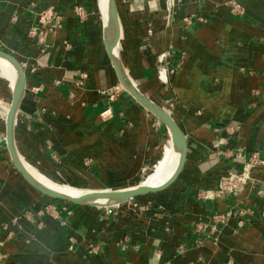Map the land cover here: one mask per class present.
Returning a JSON list of instances; mask_svg holds the SVG:
<instances>
[{
    "label": "crops",
    "instance_id": "1",
    "mask_svg": "<svg viewBox=\"0 0 264 264\" xmlns=\"http://www.w3.org/2000/svg\"><path fill=\"white\" fill-rule=\"evenodd\" d=\"M166 2L152 3L149 37L145 19L117 0L119 58L187 137L178 179L136 206L48 196L13 162L0 111V264H264V166L253 169L254 183L208 194L255 153L264 156V0ZM103 3L0 0V47L26 73L15 142L23 162L58 186L141 184L172 142L128 91L106 94L120 82ZM164 52L173 69L167 97L158 81L167 78ZM109 107L113 115L102 117Z\"/></svg>",
    "mask_w": 264,
    "mask_h": 264
},
{
    "label": "water",
    "instance_id": "2",
    "mask_svg": "<svg viewBox=\"0 0 264 264\" xmlns=\"http://www.w3.org/2000/svg\"><path fill=\"white\" fill-rule=\"evenodd\" d=\"M103 33H104L106 49L112 61V65L116 70L120 84H122L125 90L128 91L134 98H136V100H138L147 110L152 112L156 117H158L160 120L164 122L170 134V139L173 141L174 144H177L178 149L180 151L181 154L180 162L175 172L169 178V180H167L165 183L159 186H145L141 184L139 186L133 185V186L115 188V189L81 188L84 190L82 194H80L79 196H70L63 192L50 189L47 186L38 182L26 169L23 163L24 160L20 152L18 151L14 136L16 118L20 107V103L24 96L26 73L22 67V64L14 54L0 47V55L7 57L10 61H12V63L16 66L18 71L17 80L14 86L12 87V97L10 101V107L5 118L6 144L9 153L11 155V158L15 163L16 167L18 168V170L22 173V175L26 178L28 182H30L33 186H35L41 192H43L48 196L67 200L73 203L89 204L100 207H110V206L119 205L131 199H134L138 196L147 195L153 192H159L170 187L178 179L180 173L184 168L186 162V155H187V137L184 131L182 130L181 126L179 125V123L174 118V116L170 112H168L162 104H160L157 101L153 102L150 96L144 94L140 88H139L140 90L136 88V84L132 82L131 80L132 77L130 76L128 70L126 69L122 57L120 56L119 59H116L113 56L114 48L117 45L121 44V40H122V29H121L117 0H108V19L106 22L105 20H103ZM100 199H105L108 202L99 203L98 201Z\"/></svg>",
    "mask_w": 264,
    "mask_h": 264
},
{
    "label": "bare ground",
    "instance_id": "3",
    "mask_svg": "<svg viewBox=\"0 0 264 264\" xmlns=\"http://www.w3.org/2000/svg\"><path fill=\"white\" fill-rule=\"evenodd\" d=\"M104 11H105V22L108 19V0H104ZM119 45H117L113 50V56L116 59H119ZM18 77V71L16 66L10 61L7 57H4L0 55V81L3 83H7L8 86L12 87L14 86L16 80ZM133 82V81H132ZM121 87L124 88L122 84H119ZM137 88V87H136ZM26 92V82H25V90ZM155 102L154 100H152ZM0 108L4 111V116L6 118V115L8 113L9 107H10V101L7 102L5 105L2 101H0ZM180 151L178 149L177 144H174L173 141L170 142L164 149V153L161 156L160 160L148 171H145L143 173V178L146 180L144 183H141L145 186H159L163 183H165L169 178L173 175L175 172L179 162H180ZM28 172L41 184L47 186L50 189L57 190L60 192H63L70 196H79L84 192L83 189L78 188H72V187H63L55 185L51 182L47 177H45L43 174L35 170L30 164L23 162ZM136 184V185H141ZM135 186V185H134ZM109 191V190H108ZM99 203H105L108 202L105 199H100L98 201Z\"/></svg>",
    "mask_w": 264,
    "mask_h": 264
},
{
    "label": "rangeland",
    "instance_id": "4",
    "mask_svg": "<svg viewBox=\"0 0 264 264\" xmlns=\"http://www.w3.org/2000/svg\"><path fill=\"white\" fill-rule=\"evenodd\" d=\"M155 1H158L159 4H162V6H165L164 4L168 3L166 2L167 0H122V2L126 5H128V10H123L124 13L132 16V17H139V18H144L145 19V25H144V28L147 32V36H151L152 34H154V29H155V25H154V15L157 11V7L158 4L156 5H153L152 3L155 2ZM178 0H175V3L177 4ZM164 9V8H163ZM158 12V11H157ZM171 14V12H170ZM169 65V64H168ZM171 68V67H170ZM130 74V73H129ZM172 74H173V71H171L170 69V76H169V84L166 85L165 82H162L159 80L158 78V81L160 82V87H162V94L167 97V92H166V86L167 88H170V85H171V77H172ZM158 75V74H157ZM131 76V74H130ZM120 84V83H119ZM139 87V86H138ZM124 91L125 89L123 87H121ZM161 89V88H160ZM121 91V92H122ZM9 99L10 98V87L8 86L7 83H3L0 81V101H2L5 105L7 104V102H9ZM1 107V106H0ZM0 111L3 113L4 115V111L3 109L0 108ZM5 118V116H4ZM164 152V151H163ZM160 160V159H159ZM158 160V161H159ZM157 161V162H158ZM156 162V163H157ZM155 163V164H156ZM155 164L153 165H150V166H154ZM228 175V174H227ZM226 176V175H224ZM141 181V180H140ZM139 181V182H140ZM146 180H144L142 183H144ZM244 186L243 185H240V187ZM228 192H230V190H225L223 193L222 192H219L218 189L216 188H211V190L209 191L208 194L212 193V196H219V195H225V193L227 194ZM199 194V193H198ZM202 194V193H200ZM203 195V194H202ZM206 197H207V194L205 193L204 194ZM145 196V195H144ZM144 196H141V197H136V199H131V206H136V205H139V204H143L142 201H144L145 197ZM148 196V195H147ZM201 196V195H200ZM209 196V195H208ZM208 198H212V197H208ZM240 212H243L242 210H240ZM229 211L223 213V214H228ZM222 218V217H220Z\"/></svg>",
    "mask_w": 264,
    "mask_h": 264
},
{
    "label": "built area",
    "instance_id": "5",
    "mask_svg": "<svg viewBox=\"0 0 264 264\" xmlns=\"http://www.w3.org/2000/svg\"><path fill=\"white\" fill-rule=\"evenodd\" d=\"M83 7L78 6L77 11H82ZM51 16V14L45 13L42 18H48ZM165 57V63H166V72H167V78L165 80L166 85L169 84V76H170V69L173 71L172 68L168 66V52H164ZM123 89L119 85V83L112 88H110L108 91H106V94L108 95L110 100H114L117 95L122 91ZM113 111L112 108H106L104 111L101 112L102 117H108L112 116ZM257 166H264V156H260L259 154L255 153L250 160L245 162L243 164L242 169L236 170L234 172H230L228 175L223 176L220 180V185L217 188L219 192H224L225 190H235L239 189L240 185H245L249 183H254V180L251 176L252 171Z\"/></svg>",
    "mask_w": 264,
    "mask_h": 264
},
{
    "label": "trees",
    "instance_id": "6",
    "mask_svg": "<svg viewBox=\"0 0 264 264\" xmlns=\"http://www.w3.org/2000/svg\"><path fill=\"white\" fill-rule=\"evenodd\" d=\"M141 197V196H138V198Z\"/></svg>",
    "mask_w": 264,
    "mask_h": 264
}]
</instances>
